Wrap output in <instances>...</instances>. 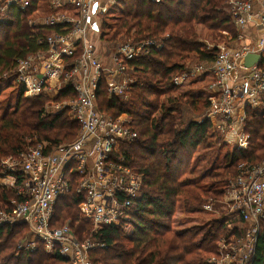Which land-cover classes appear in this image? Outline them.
Listing matches in <instances>:
<instances>
[{
    "label": "trees",
    "instance_id": "trees-1",
    "mask_svg": "<svg viewBox=\"0 0 264 264\" xmlns=\"http://www.w3.org/2000/svg\"><path fill=\"white\" fill-rule=\"evenodd\" d=\"M43 1L29 0L25 10L9 8L0 12V95L4 89H11L0 101V162L42 144L46 145L44 153H51L61 145L70 144L79 130L68 109L47 113V96L25 98L24 88L10 83L17 61L46 52V37L62 28L44 24L28 26L27 15ZM227 1L124 0L119 4L121 15L107 33L110 38L106 33L101 35L113 43L128 38L134 43L157 40L162 47L125 62L132 74L127 100L109 97L103 78L96 90L97 108L114 118L128 117L131 129L137 133L133 142L121 145L128 166L143 176L141 191L129 213L131 233L125 234L118 227H105L92 235L88 221L78 209L82 196L72 189L54 208V227L68 225L78 240L92 237L105 244L90 255L92 263L208 264L209 256L215 253L219 230H227L225 219L176 232L171 224L175 206L181 203L185 214H193L209 198L219 202L230 182L238 176L240 165H256L264 160V110L247 108L243 125L247 149L228 150L219 163L224 149L219 148L210 158V169L200 179L182 181L179 176L186 165L185 159L188 163L192 153L212 134L210 121L186 119L185 109L199 117L210 103L188 94L173 99L175 88L170 87L171 81L189 69L192 60L208 66L216 58V48L208 50L197 41L196 25L205 27L213 40L222 39L221 33L228 32L235 41L236 30ZM72 98L75 99V94L69 84L54 100L61 103ZM13 200L21 199L0 185V208ZM27 235L25 224L0 229V264L65 263L57 255L46 254L40 243L30 253L18 250V243ZM253 264H264V237L258 239Z\"/></svg>",
    "mask_w": 264,
    "mask_h": 264
},
{
    "label": "built area",
    "instance_id": "built-area-1",
    "mask_svg": "<svg viewBox=\"0 0 264 264\" xmlns=\"http://www.w3.org/2000/svg\"><path fill=\"white\" fill-rule=\"evenodd\" d=\"M122 1L51 0L50 9L55 16L48 19V24L61 26L60 32L46 37V52L17 61L12 72L10 83L24 88L25 98L47 96L53 81L59 87L72 85L74 100L49 103L45 111L68 109L79 126L70 144L51 153L45 154L46 145L42 144L0 162V185L21 199L1 206L0 229L23 224L28 228L18 250L30 253L40 243L46 254L61 257L64 264H94L90 255L103 249V242L92 237L78 240L70 226L52 225L56 203L71 189L82 196L78 209L88 221L92 235L105 227L131 233L129 213L141 191L143 176L128 166L121 145L133 142L137 133L131 129L128 117L114 118L97 108L96 90L103 78L109 97L126 100L132 74L125 62L160 49L162 44L157 40L127 41L115 48L108 65L97 59L88 36L99 30L97 19ZM226 5L236 30V45H219L212 64L191 67L176 75L170 87H183L206 72L211 73L215 96L206 113L196 121L208 120L212 124L215 119L212 130L221 135L224 144L244 151L248 146L243 133L245 110L264 108V0H228ZM28 6L29 0H0V12L9 8L25 10ZM249 23L258 31L254 47L246 44L241 32ZM247 54L259 56L258 63L248 69L243 66ZM238 171L222 203H218L228 211L222 219L231 239L221 241L217 247L220 251L208 264H253L258 239L264 237V161L260 165L242 164ZM213 207L214 203H205L202 210L212 212Z\"/></svg>",
    "mask_w": 264,
    "mask_h": 264
},
{
    "label": "rangeland",
    "instance_id": "rangeland-1",
    "mask_svg": "<svg viewBox=\"0 0 264 264\" xmlns=\"http://www.w3.org/2000/svg\"><path fill=\"white\" fill-rule=\"evenodd\" d=\"M50 1L51 0H45L43 2H40L39 5L37 6V8L31 12L29 15H27L26 20L28 23L29 27H34L37 26L39 24H44L45 26H50L48 23V19L50 17H54L55 13L50 9ZM121 5H118L117 7L111 8L110 10H108L107 12H105L102 17H99L97 19V23L99 26V30L94 31L95 33L88 36V41L91 43L89 44L93 51L95 52L96 50H98V54L102 57H100V59L103 60V57L105 59L109 58L110 55L113 53V51L115 50V48L120 45L123 44L125 42H132V39L128 38V39H122L119 40L117 42H112V41H108V39L110 38L111 35H107V33H109L111 27H113L115 21L117 18H119V16L121 15ZM48 21V22H47ZM47 23V24H46ZM195 32L197 34V41L200 43H203L204 45H206V49H214V48H219V45H223L226 47H231L232 43L234 41H232L231 39V35L228 32H222V39H215L213 40L210 37V32L203 26H195ZM103 33H106L104 35H107L102 39L101 35ZM103 37V36H102ZM134 43V42H132ZM218 51V49H216ZM96 56V55H95ZM98 59V58H97ZM100 59H98L100 61ZM104 64V63H103ZM201 64L196 63L195 61L192 60V62L190 63V65L188 66V68L192 67L195 68L196 66H199ZM190 81V80H189ZM188 81V82H189ZM190 83V82H189ZM192 84L190 86V90L187 92L185 91V89L183 87H179V88H175V92H173L171 94V97L174 99V97H176L177 95H179L180 93L182 94L183 92H187L188 94H191V97L193 98H199V99H203L200 96H197L199 94V92L201 91V87L202 84H197L196 82H192ZM63 88V86L59 87L57 86V83L55 84V82L53 81L50 88L48 89L49 92L47 91V98H49V101L47 102V104L49 103H53L55 104L56 101L54 100L58 93L60 92V90ZM1 91V90H0ZM11 89L8 88L7 90H3L1 92L0 95V101H3L10 93ZM58 92V93H57ZM73 99V98H72ZM72 99H68V100H72ZM68 100H64V101H68ZM74 100V99H73ZM127 100V99H126ZM122 101H125L122 99ZM165 102V98H163L162 103ZM6 104V101H5ZM190 115V117H193L192 120L196 121L198 119L195 118L194 114L188 109H185V115L184 117L186 119H188L187 115ZM189 117V118H190ZM212 133V132H211ZM220 134H218V132L216 131L215 134H211V136L209 135L208 139H206L205 143L200 145L193 153L191 158L189 159V162L187 163V159H185V164L183 169H182V173L179 175L180 176V180H191L194 181L196 179H200L203 175L206 174V172L210 169V158L212 156H215L213 153H216L220 151L222 149V144L220 141H222V137L219 139ZM222 152L220 153V160L219 163H222V157L224 154L230 152L233 148H229L225 145H223ZM230 150V151H228ZM264 160H262L260 163L256 164V165H260ZM218 163V165H219ZM205 203H214V207H213V211L212 212H207L202 210V206ZM205 203H203V205L200 207V210H198L196 213L193 214H185L182 208L181 203H178L175 206V211L171 220V224H172V229L176 232H180V231H186V230H194V228H200V227H206L207 224H211L215 221L221 220L222 218H224V216L227 215L228 211L223 209L222 205L218 204V203H222V199L217 202V200H213V198H209L205 201ZM226 214V215H225ZM128 230L130 231V228H128ZM126 234V232H124ZM231 239L230 237V232L229 231H220L219 230V236L217 237V241L214 245V254L210 255L208 258V261L210 259H212V257H214V255L216 256L218 253L217 251H220V247L219 249L217 248L218 245L220 246V243L223 239ZM207 261V263H208Z\"/></svg>",
    "mask_w": 264,
    "mask_h": 264
},
{
    "label": "crops",
    "instance_id": "crops-1",
    "mask_svg": "<svg viewBox=\"0 0 264 264\" xmlns=\"http://www.w3.org/2000/svg\"><path fill=\"white\" fill-rule=\"evenodd\" d=\"M256 10H257V7H254V11H256ZM256 31H257L256 27L254 26V24H251V23L247 24L241 30V32L245 36V42H246V44L247 45H250V47H254V41H255V38H256ZM234 44L235 43L233 42L232 45H234ZM94 53H95V55H96V57L98 59H100V57H102V56H100L98 54L99 53L98 50H96ZM109 61H110L109 58L105 59L103 57V60L100 59V62L101 63H104L105 65H108L109 64ZM214 80H215L214 79V76H212V74L211 73H208V72H206L205 74H203V75L199 76L198 78H195L194 80H192V82H196L197 84H202L201 91L199 92V94L197 96H200V97H202V98L210 101V99L215 96V93L212 92V90H213L212 87H213ZM190 83H186L184 85V88H182V89H185V91H187V90L189 91L190 90V86L192 85ZM187 92H183L182 94H188ZM188 95H191V94H188ZM262 110H264V108ZM206 111L202 115H200L199 117H202L206 113ZM187 117H188L189 120L190 119H193V117H190L189 113H188ZM199 117H195V118H199ZM212 124H213V126L216 124V120L215 119L212 121ZM212 129H214V128H212ZM215 133H216V131L215 130H212V134H215ZM220 142L222 144V147H223V145L226 146V144H224L223 141H220Z\"/></svg>",
    "mask_w": 264,
    "mask_h": 264
},
{
    "label": "water",
    "instance_id": "water-1",
    "mask_svg": "<svg viewBox=\"0 0 264 264\" xmlns=\"http://www.w3.org/2000/svg\"><path fill=\"white\" fill-rule=\"evenodd\" d=\"M259 61V56L255 54H247L243 59L244 68H251L253 65L257 64Z\"/></svg>",
    "mask_w": 264,
    "mask_h": 264
}]
</instances>
